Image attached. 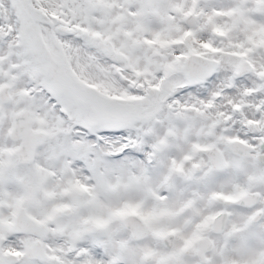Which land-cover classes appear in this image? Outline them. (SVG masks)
I'll list each match as a JSON object with an SVG mask.
<instances>
[{
	"label": "snow or ice",
	"instance_id": "6c2138e0",
	"mask_svg": "<svg viewBox=\"0 0 264 264\" xmlns=\"http://www.w3.org/2000/svg\"><path fill=\"white\" fill-rule=\"evenodd\" d=\"M0 264H264V0H0Z\"/></svg>",
	"mask_w": 264,
	"mask_h": 264
}]
</instances>
